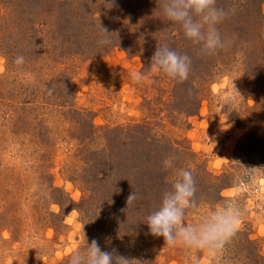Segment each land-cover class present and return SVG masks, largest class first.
<instances>
[{
	"label": "rangeland",
	"instance_id": "374dc122",
	"mask_svg": "<svg viewBox=\"0 0 264 264\" xmlns=\"http://www.w3.org/2000/svg\"><path fill=\"white\" fill-rule=\"evenodd\" d=\"M242 1L217 0L226 45L202 56L159 0H0V264H68L92 240L141 264H264V0ZM175 34L192 51L187 89L150 70ZM149 148L164 191L192 170L187 223L226 201L241 210L217 257L151 235L159 201L127 206Z\"/></svg>",
	"mask_w": 264,
	"mask_h": 264
},
{
	"label": "clouds",
	"instance_id": "9594fccd",
	"mask_svg": "<svg viewBox=\"0 0 264 264\" xmlns=\"http://www.w3.org/2000/svg\"><path fill=\"white\" fill-rule=\"evenodd\" d=\"M163 16L169 23L179 25L184 38L199 46L204 55H214L226 45L218 25L230 14L217 7V0H159ZM107 29L100 25L98 43L107 46L112 43ZM16 64H23L24 57L18 56ZM150 70L165 74L177 82L189 78L191 58L171 49L167 44L157 47ZM143 74L134 77V81L143 79ZM241 96V95H240ZM166 168L173 167V158L164 161ZM175 179L171 189L163 193L159 206L146 217L149 232L155 237H163L169 247H183L190 252L205 251L212 257L221 254L236 234L240 224L241 210L232 202H224L205 213L198 223H187L189 211L198 209L194 200L195 179L190 169H175ZM136 200L133 192L127 200V206ZM141 264L138 260H129L114 252L102 251L98 242L92 240L77 249L69 258L68 264Z\"/></svg>",
	"mask_w": 264,
	"mask_h": 264
},
{
	"label": "trees",
	"instance_id": "16d2710c",
	"mask_svg": "<svg viewBox=\"0 0 264 264\" xmlns=\"http://www.w3.org/2000/svg\"><path fill=\"white\" fill-rule=\"evenodd\" d=\"M246 2H247V0H243L242 1V4H245ZM239 18L240 17H238L237 20H239ZM80 21L81 20L78 19V21H76L75 24H80ZM239 21L246 24V19H241ZM70 22H72V21H70ZM243 27L244 26H241L240 29L243 30L244 29ZM245 27L249 28L248 25H245ZM172 39L173 40L169 41L170 43L169 42L167 43V45L170 46L171 49L177 51L178 53L183 54V48H184V49H187V52L184 53V54H187L188 56L191 54L192 51L189 49V47L186 46V44L184 42V38L179 37V36H177L175 34L174 36H172ZM160 46L161 45H159V47ZM188 50H190V51H188ZM203 55L204 54H202V56ZM189 57L191 58L192 56H189ZM174 82H175V80H174ZM204 82L206 83V81H204ZM180 83H182V82H178L177 85H179ZM188 83L190 84L189 78L186 81H184L181 86H183L185 89H187ZM200 94H201V92L200 91H197L196 97H195V98H197L195 100L196 103H195L194 109L188 111L189 112L188 113L189 116H194V115H197L198 114L199 104L201 103V101H200L201 100L200 99ZM254 126H255V123H253L251 125L250 130H252L254 133H257V128H254ZM261 131H264V124H260L259 125V131H258L260 133L259 134L260 135L259 138H261V140H263L261 142L264 143V135L262 136ZM255 137H257V136L255 135ZM154 149H156V148H149L148 150H145L143 152V154L139 155L140 157H143L144 161H143V159H141V162H143V163L145 162L144 164H146L147 168H145L143 170V173H141L143 176H145V178L143 180V187H144V189L140 192V195H136V198L137 199L135 201H137L139 199L140 201L145 202L147 204H149V202H151L152 204L153 203H157L158 201L160 202L161 201V198H162V195L165 192L164 191V188L167 187L166 186L167 183H166V180H165V176L164 175H160L157 172L154 173V172L151 171V170H153V169L156 168V164H157L156 163V157H154L152 159V156H153V153H154L153 152ZM150 162H153V163L155 162V165L152 167L151 164H150ZM160 167L162 168L161 169L162 171L164 170V172L167 170V168L165 167V165H162V166L160 165ZM149 168L151 169L150 171H149ZM158 176H160V177H158ZM109 250L112 251V252H114V254H115V251L114 250H112L111 248ZM134 264H135V262H134Z\"/></svg>",
	"mask_w": 264,
	"mask_h": 264
}]
</instances>
